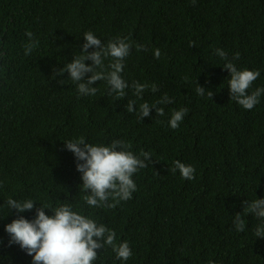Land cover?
<instances>
[{"label": "trees", "instance_id": "1", "mask_svg": "<svg viewBox=\"0 0 264 264\" xmlns=\"http://www.w3.org/2000/svg\"><path fill=\"white\" fill-rule=\"evenodd\" d=\"M88 31L105 44L116 37L131 44L121 74L125 98L109 95L103 81L92 85L94 96H78L68 73L53 76L82 54ZM29 32L38 46L25 55ZM138 44L148 50L137 51ZM218 48L230 59L240 53L238 69L260 71L249 94L264 87V0H0V264L32 259L8 245L4 226L17 218L8 199L68 204L128 241V261L107 248L95 264H264V239L254 235L261 222L243 212L245 200L264 198V94L251 110L230 100ZM133 81L159 90L137 99ZM197 83L212 100L197 95ZM165 93L174 99L160 105L165 115L152 109L138 121L139 105ZM133 99L137 111L129 113ZM182 107L188 114L173 130L167 121ZM80 137L100 145L124 140L134 154L152 153V165L133 176L131 200L112 209L84 202L75 157L63 144ZM175 160L192 165L195 179L168 171ZM238 212L243 232L233 227ZM22 215L31 220L35 210Z\"/></svg>", "mask_w": 264, "mask_h": 264}, {"label": "clouds", "instance_id": "2", "mask_svg": "<svg viewBox=\"0 0 264 264\" xmlns=\"http://www.w3.org/2000/svg\"><path fill=\"white\" fill-rule=\"evenodd\" d=\"M193 6L196 0H191ZM28 42L23 46L25 55H30L38 46V41L33 40L32 34L26 33ZM85 43L82 45V54L73 56L71 62L64 67L53 69V76H63L68 73V79L76 84L78 96H94L97 88L92 85L97 81H103L108 86V94H115L117 99L126 97V89L129 83L122 78L125 59L130 55L131 44L127 38L116 37L106 44L97 38L91 31L83 34ZM190 47L195 46L190 41ZM95 49L89 51V49ZM137 51H147L144 45H136ZM214 54L224 61L222 67L229 73L228 89L230 100L235 101L245 110H251L260 103V97L264 94V87H257L249 94V89L261 75L259 70L247 68L238 69L234 61L239 60L240 53L236 52L231 59L223 49H215ZM154 58H160V50L155 49ZM92 63L86 64L85 61ZM109 63L105 66L104 61ZM90 74V75H88ZM62 83V81H59ZM195 89L197 95L207 96L212 100L214 93L201 87L197 83ZM133 95L142 99L145 91L157 92L156 84L148 85L133 81L131 84ZM174 103V99L166 93L155 103H141L137 112L138 121L149 117L150 111L155 109L156 116L165 115L164 108L160 105ZM136 100H128L125 109L129 113L136 112ZM188 109L182 107L173 110L167 123L175 130L178 129ZM163 121H161L162 123ZM64 149L73 153L76 162V171L81 174V190L86 193L83 200L89 207L112 209L122 201L133 198L137 190L133 176L139 170L152 165V153L140 150L134 154L131 144L124 140H113L108 145L93 144L84 137L63 142ZM168 171L179 172L184 180L195 179V168L186 165L180 160L172 162ZM158 174V173H157ZM9 210H15L17 218L4 226L8 234V245H18L19 248L30 256L31 264H95L98 259V250L111 248L115 258L120 261H128L132 255V249L128 241L117 240L115 230L106 227L102 223L89 216L74 211L68 205H60L55 209L47 206H36L32 199L16 200L8 199L4 202ZM243 212L254 215L261 223L254 229L256 238L264 239V198H257L251 202H243ZM45 209H49L53 215H47ZM35 210L33 219H26L22 214ZM233 227L236 232L245 230V222L241 213H235ZM209 264H214L209 261Z\"/></svg>", "mask_w": 264, "mask_h": 264}]
</instances>
